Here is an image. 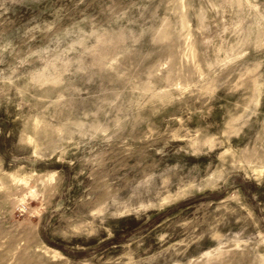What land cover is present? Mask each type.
<instances>
[{
	"label": "rangeland",
	"instance_id": "obj_1",
	"mask_svg": "<svg viewBox=\"0 0 264 264\" xmlns=\"http://www.w3.org/2000/svg\"><path fill=\"white\" fill-rule=\"evenodd\" d=\"M0 264H264V0H0Z\"/></svg>",
	"mask_w": 264,
	"mask_h": 264
}]
</instances>
